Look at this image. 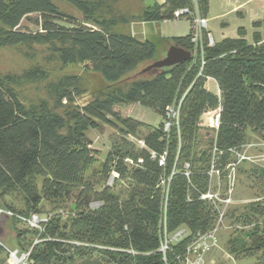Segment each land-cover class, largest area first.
I'll return each mask as SVG.
<instances>
[{"label":"trees","instance_id":"1","mask_svg":"<svg viewBox=\"0 0 264 264\" xmlns=\"http://www.w3.org/2000/svg\"><path fill=\"white\" fill-rule=\"evenodd\" d=\"M63 1L84 21L91 20L92 2ZM182 9L192 16L176 17ZM209 10V0H162L143 18L157 22L187 18L190 32L166 41L193 53L194 16L206 19ZM94 23L96 29L78 22L52 0H0L1 48L60 43L64 64L80 63L85 72L97 73L105 82L97 95L90 96L82 90L79 76L60 80L63 117L45 103L26 107L0 77V197L22 198L24 212L10 207L14 224L40 216L44 201L56 212L43 222L42 232L34 230L40 241L28 248L30 264H70L94 253L105 264H186L192 244L211 232L219 218L217 205L201 199L211 190L212 166L224 180L234 152L241 150L248 134L264 140V39L257 31L249 43L246 30L239 28L238 38L205 45L204 65L192 58L141 73L147 66L136 72L140 67L160 60L158 47L164 39L141 40L111 31L113 22ZM253 27H260V22ZM209 77L217 81L219 96L205 88ZM129 104L153 110L162 122L141 138L143 147L126 143L114 146L106 156L100 171L103 180L115 171L117 182L129 181L132 186L127 198L120 199L108 185L96 191L87 177L98 156L87 133L104 124L119 128L124 137L136 135L144 123L118 110ZM174 105L179 106L178 121L166 130L168 109ZM218 107L219 128L203 126L202 116ZM254 172L264 178V169ZM70 199H75L76 209L71 205L64 220L57 211ZM258 216H264V205L252 202L239 219L250 226ZM179 231H184L183 237L170 241ZM23 238L19 233L18 242ZM166 239L170 243L162 253ZM237 244L236 257L264 254V228L255 226L241 234Z\"/></svg>","mask_w":264,"mask_h":264},{"label":"rangeland","instance_id":"2","mask_svg":"<svg viewBox=\"0 0 264 264\" xmlns=\"http://www.w3.org/2000/svg\"><path fill=\"white\" fill-rule=\"evenodd\" d=\"M94 5V13L90 21H84L83 16L71 5L63 0H52L57 8L67 15L74 17L78 22L96 29L95 20L110 23V30L120 33H129L137 36L141 40L148 39L159 43V59L164 57V53L169 49V42L166 39L172 37L185 36L190 32V21L187 18H179L174 21H146L143 16L155 2L162 0H89ZM210 11L206 31H211L213 41L222 38H235L239 27H245L246 38L249 43H253L252 35L260 32L264 39V0H209ZM254 22H260V27L254 28ZM61 24L68 26L66 23ZM34 31L37 28L30 26ZM224 29V30H223ZM60 43L51 45H28L22 44L14 47H0V77L6 81L17 93L21 102L28 108L45 103L53 114L65 116L66 105L59 101L58 84L66 76H79L81 88L90 96L97 95L99 90L105 87V82L97 73L85 72L80 63L64 64L61 60ZM163 54V55H162ZM162 55V56H161ZM153 62H148L140 67L149 66ZM122 116H129L144 123V126L134 136H127L121 133L119 128L110 125L100 124L96 130L87 133L91 147L98 152L96 163L87 172V177L91 178L96 191H101L106 185L112 188L113 194L120 199L128 196L132 186L129 181H109L103 180L100 171L108 153L114 146L138 145V141L144 137L149 128L157 127L162 118L153 110L144 107L129 108L126 105L118 107ZM202 120L203 126L209 124V119ZM127 143V144H126ZM137 146L136 149H137ZM242 151L249 161H243L237 166L235 172H231L232 179H222L221 198L227 193L228 186L233 185L230 194V202L218 203L220 215L211 232L201 241L205 246L198 247L196 252H191L189 259L191 264H264L263 252L252 257L243 254L235 256L234 252L239 250L237 244L241 234L253 230L255 226L264 228V216H258L253 220V224L246 226L239 216L245 208L252 202H260L264 205V178L254 172L255 168L264 169V140L249 133ZM234 158V157H233ZM235 159V158H234ZM218 184L216 176L211 178V190L215 191ZM76 209L75 199H70L57 213H62L63 219L67 220L70 207ZM75 206V208H74ZM16 212L26 210L24 202L19 196L0 197V213L5 212L10 216ZM40 218L48 219L55 214L53 206L44 201L41 204ZM12 213L13 215H11ZM21 221L14 224L8 222L4 228L7 235L1 246L4 251L0 253V264H9V251L26 252L29 247L39 242V233L43 231V222L40 229ZM39 226V225H38ZM35 230V231H34ZM19 233L24 234L21 242H18ZM171 239V238H170ZM174 241V240H173ZM32 244V245H31ZM246 246L250 245L249 240H245ZM70 264H105L98 253L85 258H76Z\"/></svg>","mask_w":264,"mask_h":264},{"label":"built area","instance_id":"3","mask_svg":"<svg viewBox=\"0 0 264 264\" xmlns=\"http://www.w3.org/2000/svg\"><path fill=\"white\" fill-rule=\"evenodd\" d=\"M184 15H189L192 16V14L190 13V11L188 9H182L180 11H178L176 13V17L179 16H184ZM206 26H207V20L205 18L200 17L198 14L196 16H194L193 19V36H192V43L194 44V52L192 53V58H194V60L199 59L201 62V65L205 64V57H204V49H205V45L207 44L208 46H212L214 44V41L212 39V36L209 32L206 31ZM206 33V34H205ZM220 113H221V108L218 107L217 110H215L213 112V116L209 119V124L208 126L213 128V129H218L219 125H220ZM168 117L170 119V121H168L165 125V129L169 130L172 123H176L178 121V117H179V106L174 105L173 107L168 109ZM138 145L139 146H144V142L142 140L138 141ZM243 148V147H242ZM241 150L239 151H235L234 152V161L232 163H230L227 166V170H229L228 175L226 176V179H228L230 182L232 179V175L231 172H235V170L237 169V166L242 163L243 161H249L250 159L248 157L245 156L244 152ZM130 162V160H127ZM160 164H162V162H160ZM211 177L216 176V178L218 179V184L217 186H215L216 190L212 191L210 190L208 193L202 195L201 199L203 200H209L212 201L214 204L217 205L218 211H219V215H220V209H219V204L218 203H226L228 204L230 202V194L232 192V188L233 185L231 184L230 187L228 186V189L226 190V194L224 197H220L221 196V184L220 181L221 179L219 178V172L215 170L214 166H212V170L210 173ZM118 174L115 171H112L110 177H109V181L115 180L117 179ZM220 195V196H219ZM11 215H13L12 213H10ZM221 216V215H220ZM21 218V217H19ZM22 219V218H21ZM25 222H28V224L33 225V224H38L36 225L40 231L42 230L40 228V224L42 222H45L46 220L41 219L40 216L38 215H32L30 218L28 219H22ZM184 235V231H179L178 233H176L174 236L171 237L170 241L173 240H178L180 238H182ZM207 237V235L204 236H200L190 247L189 251L190 252H196L198 247L201 246H205L204 244H201V241H203V239H205ZM169 240H165L164 243L162 244V247L160 249V251L162 253L165 252V250L168 248V245L170 243ZM31 249H28L26 252H21L19 253V251H14V252H10L9 251V264H30V253H31ZM186 264H191V260L188 258L186 261Z\"/></svg>","mask_w":264,"mask_h":264},{"label":"water","instance_id":"4","mask_svg":"<svg viewBox=\"0 0 264 264\" xmlns=\"http://www.w3.org/2000/svg\"><path fill=\"white\" fill-rule=\"evenodd\" d=\"M192 59V53L186 51L178 46L172 45L166 52V55L149 66H147L141 73H146L152 71L153 69H162L166 67H173L175 65L184 63ZM75 208V206H74ZM11 221V217L9 214L5 212L0 213V241H3L7 235L5 231V227L8 222Z\"/></svg>","mask_w":264,"mask_h":264},{"label":"crops","instance_id":"5","mask_svg":"<svg viewBox=\"0 0 264 264\" xmlns=\"http://www.w3.org/2000/svg\"><path fill=\"white\" fill-rule=\"evenodd\" d=\"M210 9H211V7H210ZM210 11V10H209ZM206 20H207V23H208V20H209V17H207L206 18ZM239 28H244L246 31H247V29L245 28V27H239ZM238 28V29H239ZM224 30V29H223ZM207 32H209L211 35H212V33H211V31H208L207 30ZM186 36V35H185ZM239 37V34H238V30H237V35H236V37L235 38H238ZM224 39H226V38H222L221 40H218V41H215V42H220V41H222V40H224ZM247 39V38H246ZM205 88L208 90V91H210L211 93H213V94H215V95H218L219 96V94H220V89H219V85H218V83H217V81L215 80V79H213V78H207L206 79V82H205ZM127 107H129V108H135V107H137V106H139L140 107V105H138V104H129V105H126ZM213 112H208V113H206V114H204L203 116H202V118H201V121L202 120H205V122H206V119H208V117L209 116H211V114H212ZM207 123V122H206ZM203 125V124H202ZM257 137V136H256Z\"/></svg>","mask_w":264,"mask_h":264}]
</instances>
